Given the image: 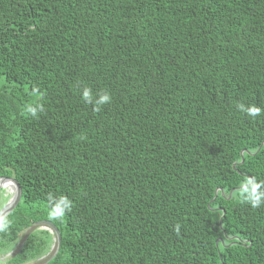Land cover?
Instances as JSON below:
<instances>
[{"label": "trees", "instance_id": "16d2710c", "mask_svg": "<svg viewBox=\"0 0 264 264\" xmlns=\"http://www.w3.org/2000/svg\"><path fill=\"white\" fill-rule=\"evenodd\" d=\"M0 178V264H264V0H0Z\"/></svg>", "mask_w": 264, "mask_h": 264}, {"label": "clouds", "instance_id": "9594fccd", "mask_svg": "<svg viewBox=\"0 0 264 264\" xmlns=\"http://www.w3.org/2000/svg\"><path fill=\"white\" fill-rule=\"evenodd\" d=\"M34 94L39 95V89L38 88L34 90ZM82 100L89 105L95 104L94 111L98 113L101 110V107L103 105L111 103V96L108 94L107 91H104L102 93H99L97 98L94 99L92 92H91V89L85 88L83 90V93H82ZM237 110L241 113H244L248 117L253 118V119L260 116L261 112H262V110L259 107H256L254 105L253 106H246L243 103H240L237 105ZM43 111H44V107L39 102L29 103V104H26L24 106V112L32 118H36ZM3 190L9 192L8 189H1V191H3ZM1 191H0V193H1ZM11 193L12 192H10V195L4 194V197H5L4 199H7L9 196L6 203L10 199ZM239 196H240L243 203L249 204L253 209L260 208L262 206V204H264V182H257L255 180V178H246L240 185ZM47 199L49 201V207L51 209L49 212V218L52 220L62 221L63 218L65 217L66 213H69L72 211V203L66 197L61 196L57 199V198H54V196L50 193L48 195ZM5 204H4V206H5ZM9 227H10V222L7 220V218L4 215L0 214V233L6 232ZM37 228H39V227H36V229ZM45 228H47V227H45ZM180 228H181V226L179 224L175 225L174 230H175L177 235H179V233H180ZM41 229H42V231H47L51 235L56 236V234L54 233L53 230L43 229V228H41ZM26 236H27V234H26ZM53 243H54V247L52 248V251L55 250V248H56V237H55ZM19 245L22 246L23 243L22 242L19 243L18 247H19ZM48 254L49 253L45 254L43 257H45ZM8 256H10V255H8ZM43 257H41V258H43Z\"/></svg>", "mask_w": 264, "mask_h": 264}, {"label": "water", "instance_id": "95a60500", "mask_svg": "<svg viewBox=\"0 0 264 264\" xmlns=\"http://www.w3.org/2000/svg\"><path fill=\"white\" fill-rule=\"evenodd\" d=\"M7 187L10 189H13V192L11 193V197L8 200V202L0 210V214L4 215L5 217H7L16 208V206L19 204V201H20L21 195H22L21 188L15 179H13V178H0V191H1V189H7ZM36 227H39V228L41 227L43 229H50V230L54 231V233L56 234V248H57L56 252H57L59 250L60 241H61V238L59 236V232H58L57 228L51 222L40 221V222L33 224L28 229V231H30ZM45 227H47V228H45ZM10 255H13V254H10Z\"/></svg>", "mask_w": 264, "mask_h": 264}, {"label": "rangeland", "instance_id": "374dc122", "mask_svg": "<svg viewBox=\"0 0 264 264\" xmlns=\"http://www.w3.org/2000/svg\"><path fill=\"white\" fill-rule=\"evenodd\" d=\"M8 190H9V192L8 191H5L6 193H7V195H10V192H13V189H9V188H7ZM8 198H9V196H8ZM7 198V199H8ZM36 231H42V229L41 228H34V229H32L31 230V232H36ZM30 232V233H31ZM39 237H42L41 235H38ZM54 247V243H51L50 244V249L48 250V252L47 253H49L48 255H46L45 257H43V258H40V259H36V260H33V261H30V262H28L27 264H43V263H46L47 261H48V259L53 255L52 253H53V251H52V248ZM52 251V252H51ZM12 253H14V251L12 252ZM12 253H10V254H12ZM47 253H45V254H47ZM10 254H8V255H10ZM9 256H7V257H1L0 256V261H5V259H7Z\"/></svg>", "mask_w": 264, "mask_h": 264}]
</instances>
